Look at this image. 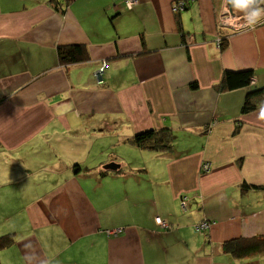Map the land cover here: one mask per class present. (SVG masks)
Masks as SVG:
<instances>
[{"label": "crops", "instance_id": "0c3cea01", "mask_svg": "<svg viewBox=\"0 0 264 264\" xmlns=\"http://www.w3.org/2000/svg\"><path fill=\"white\" fill-rule=\"evenodd\" d=\"M50 1L0 0V264H264L225 250L264 238V108L217 89L228 70L264 86V13L242 29L249 3ZM70 45L89 60L60 64ZM164 128L168 153L131 142Z\"/></svg>", "mask_w": 264, "mask_h": 264}, {"label": "trees", "instance_id": "16d2710c", "mask_svg": "<svg viewBox=\"0 0 264 264\" xmlns=\"http://www.w3.org/2000/svg\"><path fill=\"white\" fill-rule=\"evenodd\" d=\"M73 1L75 0H51L50 5H52V7L56 11L63 13L65 12V9L68 7V5ZM177 2H183L186 8L185 0H179ZM226 42L227 41H224V44L222 43V49L227 46L228 43ZM57 54L58 60L62 65L86 62L90 58L87 48L83 45L59 46ZM253 78V70H228L225 72L222 82L218 85L217 89L220 92H226L241 88H249L242 106V114H249L261 108H264V86L250 88ZM131 142L133 145H135L141 150L152 151L157 153H168L173 148L175 136L171 129L168 128H164L161 130H147L136 134L134 137L131 138ZM103 174L105 175V173ZM244 186L245 188L257 189V186ZM183 201H185L186 205L188 206L189 197H181V208ZM14 241L15 238L12 234L1 236L0 251L10 247L14 243ZM225 250L229 251L234 257L237 258H245L256 254H261L264 253V238L252 239L241 242L238 241L237 243L231 242L225 246Z\"/></svg>", "mask_w": 264, "mask_h": 264}, {"label": "built area", "instance_id": "2783aa9c", "mask_svg": "<svg viewBox=\"0 0 264 264\" xmlns=\"http://www.w3.org/2000/svg\"><path fill=\"white\" fill-rule=\"evenodd\" d=\"M138 2H139V0H125L126 7L128 9H132ZM184 8H185V5H184L183 2H176L175 7H174V9L176 11H183ZM262 13H264V11ZM261 17H262V14L255 13V14H252V17H251V14H250V15H246V16H242V17H234V18L235 19L239 18V19L235 20V23H237L239 26H241L240 22H242L243 25L245 27H247V26H252L255 23V18L261 19ZM228 19H229V17L227 19H225V20L227 21L226 23L229 24ZM106 67H107V63L106 62L102 63L100 68L95 73V78H96L97 83L99 85H103L104 84L103 75L105 73ZM202 170L205 171V172H209L211 170V163H205L202 166ZM182 208H184V209L187 208V205H186L185 201L182 202ZM157 223L159 225L164 226V227L167 226V224L165 222H163L160 218L157 219ZM208 227H209V223L208 222H202V223H200L197 226V229L198 230H203V229H206Z\"/></svg>", "mask_w": 264, "mask_h": 264}, {"label": "water", "instance_id": "95a60500", "mask_svg": "<svg viewBox=\"0 0 264 264\" xmlns=\"http://www.w3.org/2000/svg\"><path fill=\"white\" fill-rule=\"evenodd\" d=\"M226 4H227L229 14L231 16H234V10L237 7L238 3L236 2V0H226ZM263 6H264V0H254V2L249 3V9H248L246 14H249L254 9H257V8H260ZM104 168L106 170H117L119 168V166L115 163H110V164H107Z\"/></svg>", "mask_w": 264, "mask_h": 264}, {"label": "rangeland", "instance_id": "374dc122", "mask_svg": "<svg viewBox=\"0 0 264 264\" xmlns=\"http://www.w3.org/2000/svg\"><path fill=\"white\" fill-rule=\"evenodd\" d=\"M175 10V9H174ZM263 10H264V6L263 7H261V8H257V9H255V10H253L251 13L252 14H255V13H257V12H263ZM175 12H178V11H176L175 10ZM251 13H249V14H246V15H250ZM246 15H243V16H246ZM240 17H242V16H240ZM228 18V16L227 17H225L224 19H223V22L224 23H226L227 21L225 20V19H227ZM237 19H239V18H237ZM256 20V19H255ZM241 21V20H240ZM241 23V26H240V28H245V26L243 25V23L242 22H240ZM255 24V23H254ZM225 25V24H224ZM227 28V27H226ZM223 44H224V41L222 42ZM222 43H221V41H220V48H223V45H222ZM226 43H228V42H226ZM253 82V81H252ZM124 172V170L123 171H121L120 172V174H122Z\"/></svg>", "mask_w": 264, "mask_h": 264}, {"label": "clouds", "instance_id": "9594fccd", "mask_svg": "<svg viewBox=\"0 0 264 264\" xmlns=\"http://www.w3.org/2000/svg\"><path fill=\"white\" fill-rule=\"evenodd\" d=\"M238 4H248L254 2V0H236ZM261 118H264V110L261 112Z\"/></svg>", "mask_w": 264, "mask_h": 264}]
</instances>
